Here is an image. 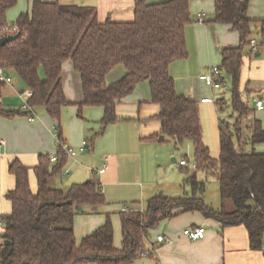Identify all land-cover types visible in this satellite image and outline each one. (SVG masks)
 Segmentation results:
<instances>
[{"label":"trees","instance_id":"trees-1","mask_svg":"<svg viewBox=\"0 0 264 264\" xmlns=\"http://www.w3.org/2000/svg\"><path fill=\"white\" fill-rule=\"evenodd\" d=\"M147 1L136 0L130 22H99L93 7L35 0L29 12L8 26L6 13L17 0H0V30L16 29L17 36L0 47V70L7 76L14 74L32 94L26 101L28 111L7 109L0 102V117L29 116L41 108L56 121L58 141L63 144L61 113L70 105L62 90L63 63L70 61L80 77L83 99L76 105L77 116L81 118L83 108L103 109L100 134L116 122V105L132 94L138 83L147 82L151 102L160 108L156 119L161 129L152 141L176 147L185 142L192 145L196 168L187 170L183 181L189 191L177 197L156 194L141 211L120 212L119 250L113 247L110 215H106L103 226L76 245L74 217L79 208L104 204L101 187L87 181L65 191L50 188L51 179L67 165V157L59 152L54 165L49 155L38 157V164L32 168L36 179V192L32 193L30 169L14 160L8 172L15 186L6 195L11 209L0 217V264H131L155 258L158 243H147L150 233L161 222L186 212H198L222 227L242 226L250 249H263L264 154L255 153L253 147L264 143V129L254 117L250 100L243 98L247 87L241 92L239 83L244 52L253 55L264 48V19H248V0H213L211 22L230 25L239 36L238 47L221 51L218 81L221 86L230 84L229 106L234 122L231 126L226 118L219 122V156L213 159L202 142L198 104L176 93L169 74L171 64L188 57L185 29L192 22L189 0L156 5H148ZM255 37L257 46L252 53L250 41ZM118 66L124 69V76L107 85V75ZM4 86L0 82V96ZM216 105L223 111L226 102L218 99ZM198 172L215 177L219 207L204 202L205 183L197 178Z\"/></svg>","mask_w":264,"mask_h":264},{"label":"crops","instance_id":"crops-1","mask_svg":"<svg viewBox=\"0 0 264 264\" xmlns=\"http://www.w3.org/2000/svg\"><path fill=\"white\" fill-rule=\"evenodd\" d=\"M33 1L35 0H30L27 4V10L23 13L30 11ZM37 1L57 2L63 6L71 3L69 5L93 7L96 9L99 22L106 20L112 22L132 21L136 2V0ZM168 1L170 0H148L147 4L156 5ZM189 11L192 22L185 29L188 57L171 64L169 74L174 80L176 93L198 104L202 142L210 150L204 128L206 130V126L209 127L210 125L212 134L216 130L218 133L219 122L225 118L218 117V114L222 113L216 105L219 97L214 102L215 93L220 89L212 90L206 87L199 81V76L207 74L213 67H219L221 51L238 47L239 36L230 25L211 22L214 14L213 0H189ZM246 14L250 20L264 19V0H248ZM199 15L204 16L203 23L196 21ZM13 17L14 15H12ZM254 40L257 41V37ZM247 52V50L244 52L240 80L243 83V88L247 87L248 89L245 93V99L250 100L249 106L252 107L251 99L253 98L264 103V48L253 55H249ZM256 54H258L257 57L254 56ZM41 74L40 77L43 78ZM124 74V69L118 66L107 75L105 82L107 85L113 84L122 79ZM11 75L13 82L2 88L0 102L7 109L21 110V103L26 100L24 96H20L23 91L18 92L16 89L19 79L14 74L11 73ZM61 77L62 90L70 105L62 110L60 120L63 122V126H60V135L63 144L75 152L73 157H67L70 169L65 168L69 169V176L73 171V179L68 183L77 185L91 181L101 187L105 198L103 205L83 207L82 212L74 217L73 232L76 245H79L84 237L103 226L106 215H110L113 228V247L119 250L122 247L120 211L115 214L110 209L108 200L110 188L114 189L121 185V194L131 196L133 199L127 205L130 208L139 206V201L144 203L156 194L170 197L179 196L176 194L179 191L178 188H170L169 193L171 194H166L163 192L165 189L162 186L167 183L177 187L181 181L183 185L186 177H183L177 170L187 171L188 168L191 169L190 166H178L179 161L188 162V159L184 158L187 156L179 155L184 144L176 147L172 143L152 141L151 137L157 135L161 129L160 123L156 119L160 108L151 102L147 82L138 83L132 94L116 105V122L108 125L100 134L97 130H100L99 123L103 117V109L98 107L83 108L81 118L77 116L76 105L82 102L83 96L80 77L74 71L70 61L63 63ZM205 98H210L213 102L200 103V100ZM220 98L224 100L223 97ZM31 116L34 118L33 122H29L27 116L13 119L0 117V217L10 212L11 205L6 199V195L12 192L15 186L14 177L8 172L9 164L17 160L21 165L30 169L28 173L29 188L32 193H35L36 179L32 168L38 164L40 155H50L58 149L56 121L52 120L41 108L34 109ZM202 117L204 118V126ZM254 117L264 129V109L255 110ZM94 144L93 154L84 155L83 152L89 150L90 147L92 148ZM163 147L171 149L165 153L161 151ZM154 148L157 149L156 152H154ZM253 150L257 154H264V143L256 144ZM209 154L213 159L218 158L219 153L215 144L213 145V152L210 151ZM77 157L82 163H90L91 166L96 163L95 158L97 157L99 168L96 170L86 169L77 160ZM153 164L158 165V180L155 183H145L146 186H144L143 181L149 177L150 168ZM170 165L176 167L172 169ZM79 166L84 168L87 174L91 175V178L85 180ZM100 171L102 172L100 173ZM55 177L59 180L58 175ZM55 177L49 183L50 188L63 190L64 188L56 186ZM159 188H161L160 191ZM181 193L183 194V191ZM226 206L228 210L232 209L229 203H226ZM193 227L205 229L206 233L203 239L190 241L183 237L182 232ZM2 232L3 224L0 221V234ZM160 235L169 239L170 242L158 244L155 258H143L131 264H264V243L261 251L250 249L245 228L242 226L222 227L219 223L205 219L198 212L182 213L170 220L161 222L150 233L147 243L157 245L155 239Z\"/></svg>","mask_w":264,"mask_h":264},{"label":"rangeland","instance_id":"rangeland-1","mask_svg":"<svg viewBox=\"0 0 264 264\" xmlns=\"http://www.w3.org/2000/svg\"><path fill=\"white\" fill-rule=\"evenodd\" d=\"M29 2H30V0H17V4L13 8H11L10 10L7 11L8 13H7L6 17H7V24L9 26H12V24L15 22L16 18H18L17 16L20 13H23V12H25L27 10V4ZM60 2H64V1L60 0ZM69 4H71V3H68L67 5H69ZM64 5H66V4H64ZM12 15H14L13 18H12ZM17 83L18 84H16V89L18 90V92H20V91H23V92L29 91V90H25V87L23 86V84H21L19 82V80H17ZM4 85H10V84H4ZM243 87H244L243 83L240 80L239 90L241 92H243V89H244ZM230 91H231V87H230L229 83H226L225 85L221 86L220 90L215 93L216 96L214 98V102H215V99H217L218 97H219L218 99H221L220 97L224 98V100L226 102V107L223 109L222 113L218 114V117L219 118H226V120L229 122V124L231 126L233 124V122H234V118H233V116L231 117V109H230V106H229L230 105V97H231ZM245 97L246 96L243 95L244 99H245ZM23 103H24V101H23ZM23 103H21V105ZM60 122H61V120H60ZM202 122H203V126H204V118L203 117H202ZM209 123H210V120H209ZM60 126L61 127L63 126V122H61ZM97 131H99V130H97ZM204 132H205L204 133L205 136H207V138H208V142H209V145H210L209 153H210V151L213 152V145L214 144L217 147L218 153H219L217 130H216V132L214 131L213 134H212V130H211L210 125H209V127L207 125L206 126V130L204 128ZM94 147H95V144L92 145V148L90 147L89 150H85L83 152V154L86 155V156L92 155L93 154L92 151H94ZM168 149H171V148L163 147L161 151H164L166 153V151H168ZM156 151H157V149L154 148V152H156ZM158 154H159V150H158ZM180 154H183V155L187 156L186 158L188 159L189 164L194 162L193 148H192L191 143L185 142L184 145L182 146V148L179 151V155ZM95 159H96V163H94V165L91 166V165H89L90 163L89 164L82 163L79 160V158L77 157V160L83 165V167H85L86 169H93V170L94 169L96 170V169L99 168V166L97 164V157ZM170 166H171L172 169L176 167L175 165H170ZM66 167L70 169V166H69L68 163H67ZM80 168H81V173H83V175L85 176L84 177L85 180L91 178V175L87 174V171L84 168H82V167H80ZM157 170H158V165L157 164H153L151 166V168H150L149 177L144 179V181H143L144 186H146L145 183H155V182H157V180H158V172H157ZM187 170L192 172L190 168H188ZM177 171L179 173H181L183 177H186V171H179V170H177ZM70 172H71V170H70ZM61 178H60V175H59V180H58V178L55 177L54 178V180L56 181L55 184L58 187L64 188L63 190L65 191L71 185L68 182L73 179V171L71 172L69 177L62 178V180H61ZM197 178L199 180H203L204 183H205V191H204V195H203L204 202L206 204L212 206V207H219V204H220L221 200H220V197H219L218 185L216 183L215 177L214 176H210V175H206L203 172H198L197 173ZM140 186H142V185H140ZM121 187H122L121 185H118L114 189L110 188L111 192H110V196L108 197V200H109V203H110V209H111V211L113 213L118 214V211L121 212L124 208L134 209V210H137V211L138 210L140 211L142 208H144L145 202L143 203V201H139L140 202L139 206H135L134 208L128 207L127 205H129V201L133 200V199H131L132 198L131 196H125V195L121 194V192H120ZM162 188L165 189V190H163V192H165L166 194H171V193H169V189L170 188H178L179 191L176 194H178L179 196L182 194L181 193L182 191H189L188 186H183L182 185V181L179 182L177 187H175L174 185H169V184L166 183V184H164L162 186ZM160 190H161V188H159V191ZM173 194H175V193H173ZM171 196H174V195H171ZM135 200H138V199H135Z\"/></svg>","mask_w":264,"mask_h":264},{"label":"built area","instance_id":"built-area-1","mask_svg":"<svg viewBox=\"0 0 264 264\" xmlns=\"http://www.w3.org/2000/svg\"><path fill=\"white\" fill-rule=\"evenodd\" d=\"M198 23H203L204 22V16L203 15H199L197 17L196 20ZM16 32V29H2L0 30V37L3 36H7V35H14V33ZM256 40L252 39L250 41V50L252 53H254L256 51ZM219 69L218 67H213L209 70V72L207 74H202L199 76V81H201L206 87L211 88L212 90H219L221 88V85L219 83ZM0 82L3 84H11L13 82V79L10 76H7L2 70H0ZM31 93L29 91H25L23 92L20 96L23 97L24 99L27 100L31 97ZM213 100H211L210 98H205V99H201L200 103L202 104H207V103H212ZM251 104L254 107L255 110L257 111H261L264 109V103L263 101H260L257 98H253L251 99ZM21 110L22 111H28V106L26 101H24V103L21 106ZM28 121L29 122H33L34 118L29 115L27 116ZM57 145H58V149L56 150V152H53L49 155V160L50 163L52 165L57 163V159H58V153L61 152L63 155H65L66 157H73L75 155V152L71 149H69L66 145L59 143V141L57 140ZM178 166L180 167H185V166H190L191 169H195L196 165L194 163H188L186 161H179L178 162ZM102 171H100L101 173ZM60 176L62 178H66L69 176V169L65 168ZM130 211L128 208H124L121 212H128ZM205 229L203 227H193V228H188L185 229L182 232L183 237H185L186 239L190 240V241H197V240H201L204 238L205 236ZM155 242L158 244H166L169 243L170 240L167 239L164 236H157L155 239Z\"/></svg>","mask_w":264,"mask_h":264},{"label":"water","instance_id":"water-1","mask_svg":"<svg viewBox=\"0 0 264 264\" xmlns=\"http://www.w3.org/2000/svg\"><path fill=\"white\" fill-rule=\"evenodd\" d=\"M16 38H17V36H15V35H7V36L0 37V47H4L5 45L10 44ZM254 56L257 57L258 54L254 55ZM78 211L82 212V208H79Z\"/></svg>","mask_w":264,"mask_h":264}]
</instances>
